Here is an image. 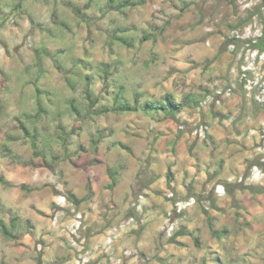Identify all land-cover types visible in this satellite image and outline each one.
<instances>
[{"label":"rangeland","instance_id":"obj_1","mask_svg":"<svg viewBox=\"0 0 264 264\" xmlns=\"http://www.w3.org/2000/svg\"><path fill=\"white\" fill-rule=\"evenodd\" d=\"M123 1L0 0V264H264V0Z\"/></svg>","mask_w":264,"mask_h":264},{"label":"trees","instance_id":"obj_2","mask_svg":"<svg viewBox=\"0 0 264 264\" xmlns=\"http://www.w3.org/2000/svg\"><path fill=\"white\" fill-rule=\"evenodd\" d=\"M131 0H124L122 3H117V8L120 7H125L128 4H130ZM109 3H111L109 1ZM262 40V39H260ZM254 46H256L259 50H264L263 45L260 43L255 44ZM89 92H87V99H88V106L89 108H92L96 102L98 101L97 97H90L89 96ZM122 91L118 90L113 98V105L111 110L114 112H130V111H137V110H142L146 113H153V112H163L165 114H170L172 116H175L176 113L181 109V104L176 102V100L171 97L170 95H166L164 97V100L162 101H145L143 103H137V99L135 100L134 103H130L125 97H123L122 95ZM70 108L77 114H79V109L78 107L74 104V100L71 99L70 100ZM106 110V107H105ZM255 165L260 166L262 169H264L263 167V163H255ZM111 182L109 184V187H112L116 184V180L113 177V174H111ZM0 183L4 184L5 186H10L11 183L8 182L7 180H5L2 176H0ZM21 187H24V185H21ZM67 196L68 198H71L76 205H79V203L81 202L80 199H77L76 196L72 193V192H67ZM0 229L2 231V233L8 237V238H13L14 234L12 233L11 230L7 229L4 221L0 218ZM40 256V254L38 255ZM37 260L39 262H41L40 257L37 258Z\"/></svg>","mask_w":264,"mask_h":264},{"label":"built area","instance_id":"obj_3","mask_svg":"<svg viewBox=\"0 0 264 264\" xmlns=\"http://www.w3.org/2000/svg\"><path fill=\"white\" fill-rule=\"evenodd\" d=\"M254 69V65H253V61H251L250 63L243 64L241 66V73H240V79L239 81L241 83H243L244 87L249 89H252L254 87H256V93H255V97L254 99L256 100L257 103H259V105L264 106V79L259 80L256 77H250L249 73H251V70ZM231 91L230 88L225 89L226 94H229ZM222 91H217V94H220ZM196 133L200 134H205V131L203 129V127H200L198 129V131L196 130ZM204 136V135H203ZM264 175V171H262L260 168H258L257 165L253 166V170L252 173L250 175L251 178H260L261 176ZM62 200L65 201V197H62ZM191 202H187L186 204H190ZM185 206V205H184ZM74 220L71 226V232L72 233H77L79 231V229L82 227V216L79 213H76L74 215ZM130 220H132V218H130ZM124 225H121V227H123ZM111 235L108 237L110 239ZM125 254H128L127 251L124 252ZM118 262V258L115 259ZM113 260V261H115ZM87 261V259L82 256L79 255V258L75 259L74 261H67V262H63L60 264H84Z\"/></svg>","mask_w":264,"mask_h":264},{"label":"crops","instance_id":"obj_4","mask_svg":"<svg viewBox=\"0 0 264 264\" xmlns=\"http://www.w3.org/2000/svg\"><path fill=\"white\" fill-rule=\"evenodd\" d=\"M256 193H259V192H256ZM258 196V195H257Z\"/></svg>","mask_w":264,"mask_h":264}]
</instances>
